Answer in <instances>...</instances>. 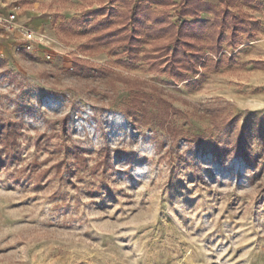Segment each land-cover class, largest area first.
Wrapping results in <instances>:
<instances>
[{
    "label": "rangeland",
    "instance_id": "rangeland-1",
    "mask_svg": "<svg viewBox=\"0 0 264 264\" xmlns=\"http://www.w3.org/2000/svg\"><path fill=\"white\" fill-rule=\"evenodd\" d=\"M1 3L19 28L0 35V116L23 128L0 168V264H264V0H240L262 30L193 90L82 51L95 0ZM77 58L119 76H72Z\"/></svg>",
    "mask_w": 264,
    "mask_h": 264
},
{
    "label": "trees",
    "instance_id": "trees-1",
    "mask_svg": "<svg viewBox=\"0 0 264 264\" xmlns=\"http://www.w3.org/2000/svg\"><path fill=\"white\" fill-rule=\"evenodd\" d=\"M219 2L220 5L206 0H182L180 4L174 0H95L99 7L88 13L94 20L84 23L83 19H76L74 22L88 24L95 32L82 46V51L116 52L128 58L127 65L144 61L149 72L166 75L173 85L185 83L193 90L202 86L205 69L217 70L223 65L227 58L225 46L236 49L254 40L262 30L261 21L239 7L240 0ZM173 9H179L176 19ZM70 74L83 78L119 76L108 67L80 58L74 60ZM142 94L147 96V92L137 90L132 101L139 109H148L139 102ZM158 101L169 111L175 109L161 97ZM22 126V122L0 116V168L20 161ZM164 128L171 138H178L177 128L171 123L165 122ZM193 138L201 143V135ZM237 145L243 148L245 142L239 140Z\"/></svg>",
    "mask_w": 264,
    "mask_h": 264
},
{
    "label": "built area",
    "instance_id": "built-area-1",
    "mask_svg": "<svg viewBox=\"0 0 264 264\" xmlns=\"http://www.w3.org/2000/svg\"><path fill=\"white\" fill-rule=\"evenodd\" d=\"M1 5V0H0ZM17 21V15L9 13L7 15L0 13V35L5 33H12L14 32L18 26L15 25ZM26 30V38L28 40H36L39 43L47 42L45 39L47 38L46 35L38 33L30 28H24Z\"/></svg>",
    "mask_w": 264,
    "mask_h": 264
},
{
    "label": "crops",
    "instance_id": "crops-1",
    "mask_svg": "<svg viewBox=\"0 0 264 264\" xmlns=\"http://www.w3.org/2000/svg\"><path fill=\"white\" fill-rule=\"evenodd\" d=\"M0 13H1V14H4V15H7L6 12H5V10H4L3 7H2V3H1V5H0Z\"/></svg>",
    "mask_w": 264,
    "mask_h": 264
}]
</instances>
